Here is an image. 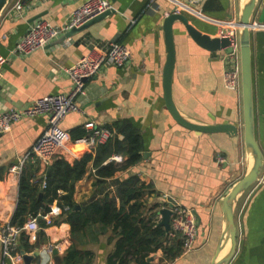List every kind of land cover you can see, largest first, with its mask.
<instances>
[{"label":"crops","instance_id":"1","mask_svg":"<svg viewBox=\"0 0 264 264\" xmlns=\"http://www.w3.org/2000/svg\"><path fill=\"white\" fill-rule=\"evenodd\" d=\"M83 1L24 0L20 17L11 10L15 0H10L0 17V54L8 57L34 21L44 20L53 27H61ZM108 1L112 11L103 19L60 38L43 50L26 57H12L6 63L0 74V113L11 108L25 109L43 97L69 94L73 84L65 69L75 65L92 49H105L113 41L129 49L131 59L124 66L104 65L96 76L85 81L82 92L76 97L78 110L66 115L57 127L69 140L63 139L55 157L70 165L78 161L82 152L87 151L71 144V135L82 131L88 135L86 125L90 122L106 128L122 121L135 126L142 137L141 160L100 186H95L96 176L90 162L83 178L75 183L74 202L81 207L106 193L113 195L114 179L136 175L154 188L155 194L148 197L149 205L159 204V211L170 209L169 202L164 199L166 196L184 208L193 209L197 218L194 251L182 253L172 261L164 259L163 253L157 251L150 256L153 260L149 263L210 264L221 233L218 201L246 171L241 90L230 91L223 87V71L232 67L224 51L204 50L189 37L181 23H174L172 98L175 106L197 123L235 126L237 133H196L179 125L165 105L166 47L161 24L177 7L203 33L211 37L225 36L228 28L234 26L232 22L238 21L237 0ZM182 5L191 11L183 10ZM254 23L250 35L254 135L262 145L264 23L259 25L256 19ZM47 129V118L40 116L24 119L0 134V219L4 223L11 225L22 175V172L20 175L11 173L9 169ZM113 136L119 140L123 138L115 131ZM46 169L39 162L28 163L24 174L42 191ZM25 200L27 205L32 201L29 197ZM47 214L42 216L39 212L38 218L45 221ZM29 216L28 212L25 223ZM49 218L52 223L40 232L37 245L30 252H24L38 253L31 264H62L61 259L71 245L69 224L62 216ZM158 219L161 221L159 213ZM234 219L236 249L228 264H264V184L255 183L243 195ZM114 236L110 229L97 234L96 241L90 240L92 236L88 235L77 249L90 253L89 264H110L108 259L116 242ZM49 246L54 247L52 253L46 251ZM54 251L57 253L53 254ZM0 264H15L2 256L1 244Z\"/></svg>","mask_w":264,"mask_h":264},{"label":"trees","instance_id":"2","mask_svg":"<svg viewBox=\"0 0 264 264\" xmlns=\"http://www.w3.org/2000/svg\"><path fill=\"white\" fill-rule=\"evenodd\" d=\"M107 129L122 135V140L113 136L97 145L93 152H82L81 158L72 165L55 157L46 169L45 188L42 191L30 183L29 175L25 176L23 169L11 226L23 227L28 212L31 216H37L39 212L42 216L49 213V206L55 202L62 210L68 208L60 215L69 224L71 236V245L61 259L62 264H89L90 253L77 247L83 243L84 237L91 235L90 240L96 241L97 234H104L108 229L116 238L114 251L108 259L110 264H150L148 258L157 251H161L166 260L176 259L183 253L182 241L178 235L171 237L160 225V205L148 204V197L155 194L154 188L136 175L114 179L113 195L106 193L102 198L74 210L75 183L83 178L90 162L96 176L95 186H100L116 173L133 167L142 158V137L135 126L122 121L113 123ZM85 135V131H82L71 136L75 140ZM113 155L124 157L125 161H111ZM25 197L32 200L28 205ZM38 225L41 228L39 237L48 225L42 218H38ZM36 243L30 245L24 233L20 234L19 247L23 252L33 250Z\"/></svg>","mask_w":264,"mask_h":264},{"label":"built area","instance_id":"3","mask_svg":"<svg viewBox=\"0 0 264 264\" xmlns=\"http://www.w3.org/2000/svg\"><path fill=\"white\" fill-rule=\"evenodd\" d=\"M23 2L24 0H15L11 7V10L20 17L23 16ZM182 8L183 10L191 11L187 6L182 5ZM180 9L177 8L178 13H180ZM109 11H112V5L108 0H84L78 7L72 10L61 27H53L44 20L34 21L30 24L25 35L10 51L8 57L0 54V74L3 67L12 57H26L37 50H43L60 40V38L70 31L81 28L86 23ZM232 23H234V26L229 27L225 35L230 39L229 48L231 49V52L225 53V56L232 61V67L223 71L222 84L224 88L230 91H240L241 70L237 36L238 24L237 22ZM130 59L131 53L129 49L116 41L111 42L105 49H92L88 55L80 59L75 65L65 69L73 84V88L69 94L43 97L35 100L25 109L11 108L0 113V134L8 132L14 124L24 119L45 116L48 124V129L44 131L28 152L18 158L16 164L10 167L9 172L20 175L26 164H36L37 162L48 168L62 147L63 139H68L67 135L65 136L58 132L57 127L66 115L78 110L76 97L82 92L85 81L96 76L104 65L121 68ZM86 128L90 133L73 140L71 144L84 148L87 152H93L97 145L103 144L113 137L111 130L106 127L96 126L93 122L88 123ZM110 160L116 163H123L125 158L113 155ZM257 183L264 184V168ZM41 186L42 189L45 188V180ZM164 199L166 202H169L168 197L164 196ZM66 210H68L67 207L62 210L57 204L51 206L50 212L44 216L46 224L50 225L52 223L49 218L50 216H60ZM170 210L169 235L171 237L179 236L182 241L183 253L194 251L196 249L197 238L195 211L184 208L176 203L170 207ZM39 216L30 215L27 222L21 228L13 227L0 219V244L4 258L12 260L15 264H24L22 255L20 254V247L18 246V239L20 234L24 233L29 243L35 244L38 241V233L41 230L38 225ZM53 248V246H49L46 251L52 253Z\"/></svg>","mask_w":264,"mask_h":264},{"label":"water","instance_id":"4","mask_svg":"<svg viewBox=\"0 0 264 264\" xmlns=\"http://www.w3.org/2000/svg\"><path fill=\"white\" fill-rule=\"evenodd\" d=\"M10 0H0V17ZM238 3V46L240 55L241 70V96L243 110V142L246 151V171L244 175L236 181L229 191L219 199L218 206L221 211V233L216 250L210 261V264H228L233 258L236 249L237 229L235 225V210L243 195L258 182L264 168V144L257 143L254 135V110L252 94V69H251V49L250 35L253 23L256 19L257 24L264 23V0H237ZM111 11L99 16L98 18L86 23L79 29H74L65 36H70L75 31L103 19ZM181 23L189 37L201 48L209 52L224 51L230 53V39L226 36L211 37L203 33L195 25L189 22L185 14L178 13L177 8L162 20V32L164 35L166 47V63L163 70V90L165 105L173 119L181 126L196 133L226 132L231 135L237 133L235 126L226 125H204L189 119L182 114L174 104L172 98V75L175 63V50L173 42V24ZM41 196V195H40ZM170 207L175 204L171 198L168 199ZM80 209L76 205L74 210ZM161 215L160 225L164 227L166 233L170 231L171 210L168 208L159 211ZM21 250V248H20ZM24 264H31L38 253L25 254L20 251ZM54 251L53 254H56ZM153 260L148 258V262Z\"/></svg>","mask_w":264,"mask_h":264}]
</instances>
